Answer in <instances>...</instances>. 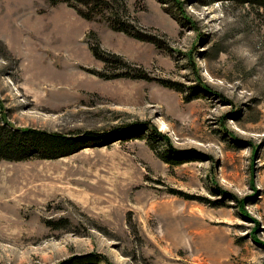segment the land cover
Masks as SVG:
<instances>
[{"label":"rangeland","instance_id":"rangeland-1","mask_svg":"<svg viewBox=\"0 0 264 264\" xmlns=\"http://www.w3.org/2000/svg\"><path fill=\"white\" fill-rule=\"evenodd\" d=\"M102 1L87 19L0 0V115L69 135L147 126L195 159L165 162L149 132L0 159V264H264V8L178 0L190 26L168 0Z\"/></svg>","mask_w":264,"mask_h":264},{"label":"trees","instance_id":"trees-1","mask_svg":"<svg viewBox=\"0 0 264 264\" xmlns=\"http://www.w3.org/2000/svg\"><path fill=\"white\" fill-rule=\"evenodd\" d=\"M174 3L175 13L179 20L185 24L192 26L191 18L182 9V3L178 0H168ZM166 0V2H168ZM213 1L209 0L208 2ZM250 3H256L260 7L264 8V0H246ZM48 3L54 5L58 2H66L71 7L75 9L77 14L80 16L90 19L92 15L100 12V8L106 4L102 0H47ZM86 9H83V7ZM111 28L114 30H120L125 32L130 36L143 39L138 35L134 34L128 29V26L123 22L119 21L117 18L111 20ZM145 38V37H144ZM151 40V39H149ZM92 53L97 58L105 60L102 54L97 50L96 46L91 47ZM116 60L121 62V58L116 56ZM131 76H136V78H147L143 72H136L133 70L129 71ZM150 78V77H148ZM160 81V79H159ZM162 84L179 90L174 82H169L167 80L160 81ZM195 88V86H191ZM5 115H0V159L5 160H24L32 157L39 158H57L61 156H66L75 152L83 147L89 146L88 143H95V145H104L115 139H120L125 136H132L136 133L149 132L150 137H154L162 141L165 146L164 153H160L165 162L179 164L182 161L194 160L195 157H187V159H182L180 156L176 155L173 150L167 147L166 138L158 132L156 129H151V127L131 125L115 128L112 130H98V131H84L80 135H69L60 132L37 130L30 128H19L15 127L9 122H5ZM3 120V121H2ZM135 124V123H133ZM137 124V123H136ZM151 129V130H150ZM111 132V133H110ZM115 132V133H112ZM71 136H78L79 139ZM80 137H83L82 139ZM50 224V221H47ZM79 257V256H78ZM73 257L68 264H78L76 260H80L79 257ZM85 262L81 264H108L106 258L98 255H89L82 257ZM82 261V259H81ZM67 262V261H66Z\"/></svg>","mask_w":264,"mask_h":264}]
</instances>
